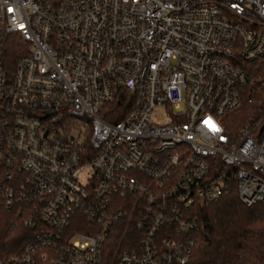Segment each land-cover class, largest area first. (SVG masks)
<instances>
[{
    "label": "built area",
    "instance_id": "2783aa9c",
    "mask_svg": "<svg viewBox=\"0 0 264 264\" xmlns=\"http://www.w3.org/2000/svg\"><path fill=\"white\" fill-rule=\"evenodd\" d=\"M261 58L264 0H0L3 202L37 216L0 264H191L198 205L264 204V101L223 122Z\"/></svg>",
    "mask_w": 264,
    "mask_h": 264
},
{
    "label": "trees",
    "instance_id": "16d2710c",
    "mask_svg": "<svg viewBox=\"0 0 264 264\" xmlns=\"http://www.w3.org/2000/svg\"><path fill=\"white\" fill-rule=\"evenodd\" d=\"M251 78L264 79V59H257L248 66ZM251 101L244 102L237 110L225 115L223 122L230 135L236 134L256 114H259L264 94L255 85L250 94ZM127 107L123 99L108 102L100 115L108 121L123 117ZM0 259L21 255L31 240L35 227L27 226L26 219L32 215L37 220L31 203H14L6 208L3 202V168L0 165ZM16 188V187H15ZM195 214L200 227L191 234L194 245L190 256L191 264H264V204L245 206L235 194L223 196L216 202L200 204ZM121 225L122 241L128 240L132 227ZM114 239V244L121 240Z\"/></svg>",
    "mask_w": 264,
    "mask_h": 264
},
{
    "label": "water",
    "instance_id": "95a60500",
    "mask_svg": "<svg viewBox=\"0 0 264 264\" xmlns=\"http://www.w3.org/2000/svg\"><path fill=\"white\" fill-rule=\"evenodd\" d=\"M51 113H53V112H51Z\"/></svg>",
    "mask_w": 264,
    "mask_h": 264
}]
</instances>
